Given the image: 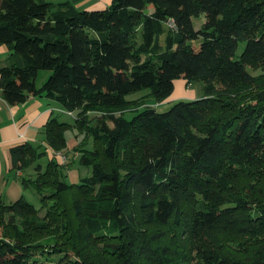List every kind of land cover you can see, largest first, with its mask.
Listing matches in <instances>:
<instances>
[{"label": "trees", "instance_id": "obj_1", "mask_svg": "<svg viewBox=\"0 0 264 264\" xmlns=\"http://www.w3.org/2000/svg\"><path fill=\"white\" fill-rule=\"evenodd\" d=\"M0 44L8 104L45 96L73 115L9 150L38 206L0 194V264H264V0H1ZM176 79L203 95L165 111L128 98L163 101ZM72 127L92 144L68 150L89 171L70 183L74 158L48 150Z\"/></svg>", "mask_w": 264, "mask_h": 264}, {"label": "crops", "instance_id": "obj_2", "mask_svg": "<svg viewBox=\"0 0 264 264\" xmlns=\"http://www.w3.org/2000/svg\"><path fill=\"white\" fill-rule=\"evenodd\" d=\"M53 3L70 2L75 7L87 10L104 9L112 0H47ZM1 2V0H0ZM9 57V50L0 44V59L5 63ZM177 91L180 99L197 98L192 84L183 79L174 80V88L169 96ZM168 98V97H167ZM164 101V100H163ZM67 113L53 100L45 96H30L23 104H8L0 95V194L10 201L22 195V186L18 177L23 172H11V147L26 141L40 142L41 129L51 114ZM60 115V114H59ZM59 117V116H58ZM13 175L14 179H11Z\"/></svg>", "mask_w": 264, "mask_h": 264}, {"label": "rangeland", "instance_id": "obj_3", "mask_svg": "<svg viewBox=\"0 0 264 264\" xmlns=\"http://www.w3.org/2000/svg\"><path fill=\"white\" fill-rule=\"evenodd\" d=\"M193 25L195 27V29H198L200 28L201 24L203 23V20H204V16L201 14L199 15L198 17H193ZM244 41H239L238 43V47H237V51H236V54H240L241 51L243 50L244 48ZM49 71L48 70H41L39 71L38 73V76L36 78V83L38 85L42 84L46 78L48 77L49 75ZM203 82L201 81H196V82H193L192 83V88L194 91H195V94L197 97L203 95L204 91H203ZM177 91L178 89L176 88L175 89V92L172 96H168V98H166L164 101H160V102H157L151 95H147V93L149 92L148 89H141L137 92H134V93H131L128 95V98L129 99H137V100H141L143 99L144 101V104H148V105H151L153 106L154 108H156L157 111H165V110H168L172 104L178 100H182L180 98L177 97ZM146 95L145 97H142ZM141 97V98H140ZM140 98V99H139ZM134 105L133 106H138L140 105L139 103L135 102L133 103ZM142 107V105H141ZM59 119L60 120H64V121H67L69 123H72L73 122V115L72 114H68V113H59ZM102 113L101 112H93V113H90V117L94 116V115H101ZM118 114V113H117ZM132 114V112H127L125 114L126 117H130ZM65 138H66V142H67V148L64 150L65 152H61V154L64 156V158H61V157H57L58 160L60 162H67L69 160V158H74V162L71 163V165L69 166L70 167V171H69V176L67 177V181L68 182H77L78 181V178L76 177V174H77V171H76V168H79V174L80 176H83V175H87L89 173V171L86 169V168H83V167H80L78 165V162H77V156H78V152H73V151H69L68 150L70 148L73 147L74 144H78V143H81L83 144L84 142H86L87 140V146H82V147H88L92 144V139H89L86 137V134H85V131L79 129V128H75V127H72V128H68L66 131H65ZM49 152V155L52 156V150H48ZM60 152V151H58ZM47 158L46 157H43L41 159H39L38 161L41 162L42 164H45ZM59 162V163H60ZM28 171H31L32 170H28ZM11 179H14L13 178V175H11L10 177ZM22 196L29 202L33 203L35 206H38V200L37 198L35 197V195L33 194L32 191H30L29 189L27 188H22ZM5 201L6 202H9L10 200L6 197H4ZM15 200V199H14ZM12 200V201H14Z\"/></svg>", "mask_w": 264, "mask_h": 264}, {"label": "built area", "instance_id": "obj_4", "mask_svg": "<svg viewBox=\"0 0 264 264\" xmlns=\"http://www.w3.org/2000/svg\"><path fill=\"white\" fill-rule=\"evenodd\" d=\"M68 114H71L70 112H68ZM53 154L52 155H54L55 156V158L58 160V158L57 157H61V158H64V156L61 154V152H52ZM51 156V155H50ZM58 162H60L59 160H58ZM61 163H63V162H61Z\"/></svg>", "mask_w": 264, "mask_h": 264}]
</instances>
